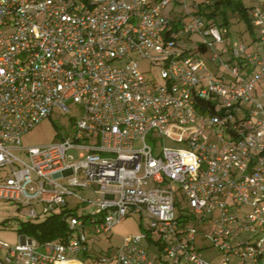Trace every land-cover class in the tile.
Segmentation results:
<instances>
[{
  "label": "built area",
  "instance_id": "1",
  "mask_svg": "<svg viewBox=\"0 0 264 264\" xmlns=\"http://www.w3.org/2000/svg\"><path fill=\"white\" fill-rule=\"evenodd\" d=\"M172 1L0 0V198L34 218L36 205L53 215L69 197L83 210L64 219V243L0 241V264H69L90 233L108 235L127 215L148 228L87 264H211L195 243L208 222L201 240L221 264H264V0L249 17L262 29L255 51L187 0L171 24ZM191 34L204 53L185 54ZM135 54L163 82L146 79ZM69 101L81 109L70 134L21 146Z\"/></svg>",
  "mask_w": 264,
  "mask_h": 264
},
{
  "label": "rangeland",
  "instance_id": "2",
  "mask_svg": "<svg viewBox=\"0 0 264 264\" xmlns=\"http://www.w3.org/2000/svg\"><path fill=\"white\" fill-rule=\"evenodd\" d=\"M176 1V2H175ZM170 2L164 8V13L166 16H172L174 14L181 15L182 7L179 5L181 0H175ZM205 0H187V6L192 9V5L198 4ZM213 1V0H212ZM223 3L226 0H219ZM241 5L247 8L248 16L251 14V8H254L258 5L261 0H240ZM221 10L224 9L222 4H218ZM227 19L230 20V23L227 27H223L224 39L227 41L235 42L242 44L244 46H248L250 50L255 51L257 49L262 48V41L260 37L262 35L261 28L256 27L253 30H249L247 22L245 19H241V14L235 13L231 8H227L226 11ZM218 22H221L220 18L216 19ZM251 31V32H250ZM137 59L140 71L144 74L146 79L152 80L157 83L163 82L162 78H159L161 74V67L154 66L150 63L149 60H140L136 54L132 55ZM225 59H228V55L224 56ZM119 63H123V61L113 62L112 65H119ZM69 112H63L58 109V107L51 108V115L48 118L42 119L39 121L32 129H29L21 139V146H38L39 144H49L53 140L56 139V136H66L70 134L73 130V126L71 121L78 119L81 114L80 105L69 101L67 103ZM147 142L150 144L149 139ZM140 143L136 142L135 146H138ZM166 145L174 146L170 140L165 141ZM70 153L77 156L78 153L76 151L71 150ZM21 158L25 159V156L17 153ZM6 171H0V179L5 176ZM0 183H2L0 181ZM78 195L89 197V199H93V196L87 195L85 191H77ZM78 200L75 197H69L67 199V207L68 209H76V204ZM37 213L40 215L37 218L27 216L26 212L28 211V207L20 208V204L16 201H9L4 198H0V241L6 242L7 245L14 247L20 241V236L18 235V228L20 223L23 222H41L42 219L49 214L47 212H42L43 207L41 205H36ZM82 208L76 209L77 215H81ZM149 226V220L145 217L141 218L137 215H127L125 216V220L120 224H115L112 228V231L108 235L100 234L93 235L89 234V247H91L90 252L92 255H99V253H112L116 250L117 247L123 243V239L127 235H138L141 232L142 228L147 229ZM213 224L211 222L205 224H199L195 229L198 231L196 233L195 243L197 246H201L203 259L208 261L211 264H221L224 261V257L219 255V252L216 251L215 248L210 247L209 249H204L209 245V240L203 241L201 240V233L209 235L212 231ZM4 251L0 250V258H2ZM231 263H234L235 259L231 256L229 257Z\"/></svg>",
  "mask_w": 264,
  "mask_h": 264
},
{
  "label": "trees",
  "instance_id": "3",
  "mask_svg": "<svg viewBox=\"0 0 264 264\" xmlns=\"http://www.w3.org/2000/svg\"><path fill=\"white\" fill-rule=\"evenodd\" d=\"M209 3L206 4V0L199 3L198 10L195 14H203L206 16L208 22L213 25H217L219 27H227L230 23V20L227 19L226 11L227 8H231L235 13L241 14V19H245L248 25L249 30H253V26L251 25V18L248 16L247 8L241 5L240 0H226L221 3L219 0H207ZM218 4H222L224 9L221 10ZM252 10V8H251ZM183 15L174 14L169 16L171 24L177 23V20L182 18ZM220 18L221 22H218L216 19ZM177 25V24H176ZM250 31V32H251ZM182 44H184L185 54H197L204 53L206 48H204V43L199 39L198 36L193 34L188 35L186 39L182 40ZM73 209H65L60 212H57L53 215H47L45 219H42L41 222H23L20 223L18 228V235L26 236L27 238L34 239L38 244H43L46 241L49 242H66L70 236V231L68 228V224L66 217H69L74 212Z\"/></svg>",
  "mask_w": 264,
  "mask_h": 264
},
{
  "label": "crops",
  "instance_id": "4",
  "mask_svg": "<svg viewBox=\"0 0 264 264\" xmlns=\"http://www.w3.org/2000/svg\"><path fill=\"white\" fill-rule=\"evenodd\" d=\"M82 191L87 192V195H89V196L91 195V193L88 192V190H82ZM88 245H89V240H88L87 245H85V247H86L85 250L81 251L78 255L76 254L75 256L69 255V259H70L69 264H87L89 256L90 255L92 256V254L90 252L91 247H89Z\"/></svg>",
  "mask_w": 264,
  "mask_h": 264
},
{
  "label": "water",
  "instance_id": "5",
  "mask_svg": "<svg viewBox=\"0 0 264 264\" xmlns=\"http://www.w3.org/2000/svg\"><path fill=\"white\" fill-rule=\"evenodd\" d=\"M20 239H21V241H23L25 239V236L20 235Z\"/></svg>",
  "mask_w": 264,
  "mask_h": 264
}]
</instances>
